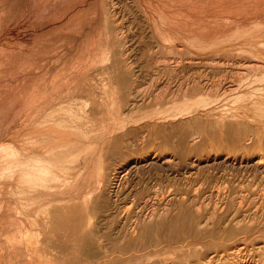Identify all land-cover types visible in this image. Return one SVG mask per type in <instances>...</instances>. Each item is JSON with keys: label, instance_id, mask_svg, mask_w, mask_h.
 <instances>
[{"label": "rangeland", "instance_id": "obj_1", "mask_svg": "<svg viewBox=\"0 0 264 264\" xmlns=\"http://www.w3.org/2000/svg\"><path fill=\"white\" fill-rule=\"evenodd\" d=\"M261 77L264 0H0V264H264Z\"/></svg>", "mask_w": 264, "mask_h": 264}, {"label": "bare ground", "instance_id": "obj_2", "mask_svg": "<svg viewBox=\"0 0 264 264\" xmlns=\"http://www.w3.org/2000/svg\"><path fill=\"white\" fill-rule=\"evenodd\" d=\"M253 78V77H252ZM249 79H251V78H249ZM232 80V79H231ZM253 80H254V78H253ZM256 80H257V78H256ZM261 80H262V77H261ZM218 81V80H217ZM251 81V80H250ZM259 81V80H258ZM262 81H264V80H262ZM253 82V81H252ZM257 82V81H256ZM249 83V82H248ZM251 83V82H250ZM258 83V82H257ZM241 84V83H240ZM247 86V85H246ZM240 87V86H239ZM259 87V86H258ZM238 88V87H237ZM234 89V88H233ZM241 89V88H240ZM256 89V88H255ZM264 88H262V90H263ZM212 90V89H211ZM259 90H260V88H259ZM253 93V92H252ZM262 93V92H261ZM251 94V93H250ZM251 95H254V94H251ZM207 97V96H206ZM210 98V97H209ZM252 135V134H251ZM248 136V138H247V142H246V145H249V144H251V139L253 138L252 136ZM254 139H255V141H254V143L248 148V149H251V148H253V149H257V150H261V151H263V149H264V145L262 144V143H260L259 141H256V136L254 135ZM247 150V149H246ZM245 150V151H246ZM161 162V161H160ZM123 172V171H122ZM127 172V171H126ZM123 174V173H122ZM117 180V179H116ZM117 182V181H116ZM113 190V189H112ZM257 247V246H256ZM242 248V247H241ZM238 249V248H237ZM239 250H240V247H239ZM233 251V250H232ZM234 252V251H233ZM240 252H238V254H239ZM231 254H232V252H231ZM234 254H237V252L236 253H234ZM211 258V257H210ZM206 262V261H205ZM203 264H205L204 262H202Z\"/></svg>", "mask_w": 264, "mask_h": 264}]
</instances>
